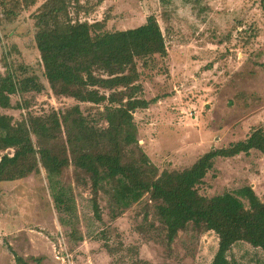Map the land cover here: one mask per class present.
Segmentation results:
<instances>
[{
	"label": "rangeland",
	"instance_id": "374dc122",
	"mask_svg": "<svg viewBox=\"0 0 264 264\" xmlns=\"http://www.w3.org/2000/svg\"><path fill=\"white\" fill-rule=\"evenodd\" d=\"M85 1L90 9L79 10L82 19L127 29L154 13L167 34L168 54L156 57L141 79L144 97L155 100L134 112L141 155L158 172L184 170L211 148L240 146L231 156H213L193 188L248 208L240 189L251 186L264 200V151L244 148L255 133L264 141V0H173L167 7L160 0ZM30 13L0 24V74L6 55L31 64L39 58ZM12 101L23 99L14 95ZM24 105L3 112L41 126L40 134H33L37 146L49 144L67 154L61 118L67 110L78 105L89 122L108 126L100 115L104 107L70 97L43 93ZM16 165L14 149L0 150V264L213 261L218 234L189 225L169 244L148 194L121 210L106 192L94 193L89 176L74 165L61 174L58 188L42 165L20 178ZM62 185L69 202L64 212L54 196L63 192ZM229 256L232 264H264V248L247 240L237 241Z\"/></svg>",
	"mask_w": 264,
	"mask_h": 264
},
{
	"label": "trees",
	"instance_id": "16d2710c",
	"mask_svg": "<svg viewBox=\"0 0 264 264\" xmlns=\"http://www.w3.org/2000/svg\"><path fill=\"white\" fill-rule=\"evenodd\" d=\"M83 1L0 0V24L14 22L24 11H31V36L39 52L35 64L6 55L5 72L0 74V150L14 149L16 166L22 173L17 178L42 165L52 186L58 188L61 174L74 165L89 176L94 193L106 192L121 210L148 194L169 244L189 225L218 234L219 246L211 264H232L229 252L239 240L264 248V200L251 186L240 189L249 201L245 208L234 198L233 204L207 198L192 185L197 175L202 177L212 165L213 156H231L241 150L240 146L211 148L184 170L158 172L141 155L134 112L155 101L144 97L143 70L154 67L156 57L168 54L167 34L157 15L151 13L137 27L108 29L106 20L81 18L79 10L90 9ZM172 2L160 0L164 7ZM43 93L104 107L100 115L108 126L89 122L77 105L61 115L68 154L49 144L37 146L33 134H40L41 126L32 120L17 121L3 109L24 108L25 103ZM14 95L23 102L14 105ZM252 147L264 151L259 133L244 146ZM64 187L60 194L54 193L61 212L69 203ZM61 220L71 225L66 217Z\"/></svg>",
	"mask_w": 264,
	"mask_h": 264
}]
</instances>
